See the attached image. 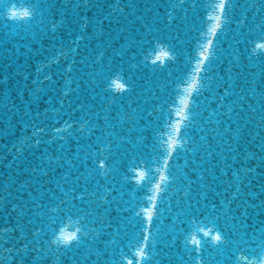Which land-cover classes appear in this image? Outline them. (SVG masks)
I'll use <instances>...</instances> for the list:
<instances>
[{
  "label": "water",
  "instance_id": "water-1",
  "mask_svg": "<svg viewBox=\"0 0 264 264\" xmlns=\"http://www.w3.org/2000/svg\"><path fill=\"white\" fill-rule=\"evenodd\" d=\"M220 3L0 0V264H261L264 0Z\"/></svg>",
  "mask_w": 264,
  "mask_h": 264
},
{
  "label": "snow or ice",
  "instance_id": "snow-or-ice-1",
  "mask_svg": "<svg viewBox=\"0 0 264 264\" xmlns=\"http://www.w3.org/2000/svg\"><path fill=\"white\" fill-rule=\"evenodd\" d=\"M226 4H227V0H221V3H220V5H219V10H220V13H221L222 15H223L224 12H225V6H226ZM217 19H218V23H217V26H216V27H217V29H219V28L222 27V25L219 23V18H217ZM171 22H172V16L169 15V16H168V23H171ZM225 23H227V21H225ZM84 27L86 28V27H87V24H85ZM145 27H147V26L145 25ZM165 40H167V39H165ZM169 47H171V43H170V42H169ZM212 47H213V43H212V41H209L208 46H207V50H206L205 52H202V53H201V64H202V65H204V64H209V63H211V62L213 61V59L216 58V57H214V56L212 55V53H211V49H212ZM256 47H257V48H260V49H264V42H261V43L257 44ZM174 55H175V56H178L179 54H178L177 52H175ZM161 56L164 57V58H168V57H169V53H168V52H164V53L161 54ZM152 63H153V65L155 66V65L157 64V60H154ZM68 70L71 71L70 68H69ZM204 70H205V69L202 67V68H201V71H204ZM48 79H50V77H48ZM117 86L121 89L122 92H127V91H130V90H131L130 87H127V88H126L124 84H118ZM225 94H227V92H226ZM149 115L151 116L152 113H149ZM38 130H39V131H43V129H38ZM40 142H41L40 140H36V141H35V143H36L37 145H39ZM176 147H177L176 143L173 142V143H172V151H173V152L176 150ZM104 167H105L104 162H103V161L99 162V164H98V168L102 170V169H104ZM144 176H145V173L142 172V171H140V172L137 173V178L140 179V180H142V179L144 178ZM164 179H165V177H161V182H163ZM160 187H161L160 184H157V185H156V188H157L158 190L160 189ZM81 198H82V197H81ZM155 207H156V205L153 204V205H152V208H155ZM124 211L127 212V211H130V209H129V208H125ZM144 211L149 213L148 216L146 217V219L150 222V221L152 220V214H151L150 210H149V209H145ZM138 214H139V213H137V215H138ZM202 231H203V230H202ZM204 234H205L206 236L209 235L208 232H205ZM65 239L68 240V239H71V237H65ZM147 239H148V236H147V234H146V235H145V238H144V241H145V242H144V247H145V248L147 247ZM214 240H215L216 242H221V241H222V236H221V234H220L219 232L216 233V235H215V237H214ZM76 242H79V241L77 240ZM192 242H193L194 244H196L197 246H199L200 243H201L200 241L195 240V239H194ZM223 242H224V243H227L226 240H224ZM26 248H27V246H25V250H26ZM136 255L139 257L140 260H143V259H146V258H147V257H146V254H145V251H144L143 249H141ZM197 255H199V252L197 253ZM127 264H133V261H132V260H128ZM261 264H264V258H262V260H261Z\"/></svg>",
  "mask_w": 264,
  "mask_h": 264
},
{
  "label": "clouds",
  "instance_id": "clouds-1",
  "mask_svg": "<svg viewBox=\"0 0 264 264\" xmlns=\"http://www.w3.org/2000/svg\"><path fill=\"white\" fill-rule=\"evenodd\" d=\"M65 237H71V239L66 240ZM74 241H77V236L73 233L60 234L58 238L57 237L53 238V243L60 242L64 244L65 246L70 245Z\"/></svg>",
  "mask_w": 264,
  "mask_h": 264
}]
</instances>
